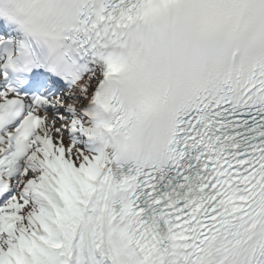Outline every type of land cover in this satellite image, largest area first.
Returning <instances> with one entry per match:
<instances>
[{"label":"snow or ice","instance_id":"6c2138e0","mask_svg":"<svg viewBox=\"0 0 264 264\" xmlns=\"http://www.w3.org/2000/svg\"><path fill=\"white\" fill-rule=\"evenodd\" d=\"M0 264H264V0H0Z\"/></svg>","mask_w":264,"mask_h":264}]
</instances>
